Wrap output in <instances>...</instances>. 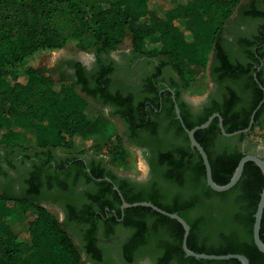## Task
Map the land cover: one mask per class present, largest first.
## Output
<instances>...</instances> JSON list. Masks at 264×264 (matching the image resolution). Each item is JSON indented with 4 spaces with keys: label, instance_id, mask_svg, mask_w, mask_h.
Here are the masks:
<instances>
[{
    "label": "trees",
    "instance_id": "1",
    "mask_svg": "<svg viewBox=\"0 0 264 264\" xmlns=\"http://www.w3.org/2000/svg\"><path fill=\"white\" fill-rule=\"evenodd\" d=\"M156 1L0 0V187L6 190L0 189V264H86L65 225L88 226L82 236L86 241L93 239L104 215L113 222L116 214L122 217L123 200L130 204L151 202L169 213L179 214L191 226L188 247L197 253L241 254L251 264H264V253L254 241L255 214L264 189V175L256 163L246 164L240 181L231 190L217 192L208 185L203 158L191 147L189 136L177 118L171 92L164 93L171 103L165 115V109L157 103L146 108L143 104L135 105L132 96L110 91L113 85L110 76L117 69L113 61H99L92 77L77 65V78L66 76L68 80L63 82H56L46 69L30 64L43 52L69 45L83 52H96L98 56L113 53L130 38L132 51L138 57L158 62V71L169 66L176 74L170 88L175 90L189 129L203 125L216 113L223 117L227 133L248 128L253 112L264 98L254 76L256 73L264 87V0L261 4L251 2L242 12L243 19L261 21L255 39L241 41V52L250 58L248 64L233 62L221 44L225 42L226 25L245 0L174 2L163 13L160 23L141 26ZM214 52L221 86L215 103L194 117L189 114L180 91L182 88L188 91L207 70ZM256 66L261 70L257 71ZM226 81L227 89L223 86ZM155 83L161 84V79L152 83L154 91L158 89ZM95 103L103 108L114 107L111 116L131 126L129 142L150 147L152 177L148 182L119 179L113 170L105 167L96 170L81 159L105 145L110 128L109 119L93 108ZM263 108L264 104L253 130ZM143 133L145 136H140ZM195 136L209 156L215 182L229 183L245 156L232 147L234 138L222 135L218 118ZM247 136L251 135L238 137L242 141ZM38 149L41 152L33 156L41 157L45 151L49 156L53 150L61 149L70 155L63 164L54 159V168L49 167L54 170L51 182L41 177L46 163L41 161V165L34 160L38 171L26 179L29 193L36 194L49 185L66 197L82 178L103 189L79 212L69 209L71 201L66 197L69 217L65 224L47 207L34 202L31 195L8 190L15 182L10 172L19 173L18 158L26 154L24 157L30 159L32 153H28ZM109 160L115 169L125 165L126 143L118 141L109 153ZM72 178L76 179L71 182ZM108 179L118 185L119 191L114 190V183ZM32 210L27 219L30 240L22 232L14 231L10 223L22 220ZM120 224L134 232L129 242L132 249L149 252L159 259V264H242L237 259L187 257L183 250V225L149 207L125 209ZM261 238L264 241V216ZM100 259L96 252V261Z\"/></svg>",
    "mask_w": 264,
    "mask_h": 264
},
{
    "label": "flooded vegetation",
    "instance_id": "2",
    "mask_svg": "<svg viewBox=\"0 0 264 264\" xmlns=\"http://www.w3.org/2000/svg\"><path fill=\"white\" fill-rule=\"evenodd\" d=\"M251 2L261 4L262 0H250L246 5H243L242 8L240 6V10L238 9L237 11L240 13H237L236 18L233 19L232 17L223 32V39L225 40V42L222 41L221 44L224 45L226 52H228L227 54L230 56L233 62H243L244 64H248L250 62V58L247 57L245 53L241 52V46H243L242 42L246 40H254L261 26V21L259 20H255L256 22H253L252 19H243L242 17L243 10L248 7ZM113 53L104 52L98 56L97 53L94 52L93 56L90 58H82L76 54L64 55L59 59L57 63L58 70L66 76H74L75 78H77L76 74L79 69L77 65H81L86 69V72L89 74L88 77H90L91 74H93L98 68L99 61L103 63H110L111 61H113L117 65V69L110 76L113 81V85L110 91L113 94L119 93L123 96H132L135 105L143 104V106H146V108H149L151 105L152 107H154L155 103H157L161 106V109H165L164 113L166 115V110L170 109L171 103L169 102L168 95H164V93L166 91H169L172 94V99L175 103V109L176 104H178L180 107V103L177 100L175 90L170 88L171 83L176 80V74L169 66H165L161 71H158V62H154L155 60L151 62L144 57H138L132 50L120 52L116 56H114ZM256 68H258L257 71L261 70V67L256 66ZM217 69L218 61L214 52L207 67L209 82L211 83L210 89L201 97H198V99H193L188 94L189 90L186 91L184 88L181 89V99L186 103L190 115L196 117L200 113H202L206 106L215 103V98H217L216 93L221 86L218 83L219 77L217 75ZM156 71L160 72V74H158ZM156 74H158L157 77H155ZM254 76H256V73ZM157 79H161V84L158 85L155 83L158 89L154 91L152 83L154 81H157ZM223 86L225 89H227L228 82H224ZM262 101H264V98ZM95 104L103 107L102 104ZM263 104L264 102L262 103V105ZM262 105L260 106L259 110L261 109ZM104 108L109 109L110 113L115 111L114 107L112 106H107ZM256 116L254 124L256 123ZM117 118L125 127V136L129 145H131L133 149L141 153L143 161L150 167V172L148 174L145 173L142 176H135L133 174L117 170L111 165L110 160L107 157L94 152H88L87 154L83 155L81 159L84 160L87 165L93 166L96 170H99L103 167L113 170L119 177V179H128L131 182L146 183L152 177V151L150 147H147V145L146 148L143 146H139V144L129 142L128 135H132L131 126L127 122L122 121L119 117ZM165 123H169L168 118H166ZM256 131L261 134L264 133V108L257 118L256 128L253 130L252 127L251 131L244 135L253 134ZM140 136H145V133ZM236 137H231L234 138V140L232 141V147H234L235 150L240 151L245 155L255 154L264 158L263 145L251 141L249 139V136H247L242 141H240L238 136ZM37 152H41V150L38 149L29 152L28 155L32 153L31 155H29L30 159H26L24 157V155L26 154L18 158V164H20L19 173L15 171L10 172L12 177L15 178V182L10 186L8 190H11L14 193L29 194L32 196L31 199L34 200V202L39 203L42 206L47 207L48 209H61L66 220L69 217V214L66 212V197H68L71 201L69 203L71 204V207L69 206V209L79 212L84 208V204L86 202L92 201V197L103 193V189L98 188L93 183L88 182L86 178L80 179L79 182L76 183L71 194L66 197L60 194L59 191H57L56 187H50L49 185L41 188V190H39L36 194L29 193L26 179H29L30 176L37 174L38 171V165L33 164L34 160L36 162H39L38 164L41 165H43L41 161L46 163L44 164V166L46 167L45 171L42 172L41 177L44 181L48 182L50 180L51 182L54 181V170L50 171L49 167L51 166L54 168L55 162L63 164L70 155L69 153H62L59 150H53L51 152V155L49 156L45 154L48 151H45L44 154H41V157L33 156ZM50 156L52 160H49ZM88 171L91 172L90 168H88ZM73 179L76 178H72L70 181L72 182ZM108 180L111 183H114L110 179ZM114 185L115 186L113 188L115 191H117L115 187H117L118 189L119 187L116 183H114ZM0 189L5 190L4 187H0ZM40 193H42V195ZM95 209L98 210L96 206ZM123 219V211L122 217H119L118 214H116V219L114 222L110 218V216L104 215L103 219L99 222L100 224L98 225V229H96L93 233L94 235H92L94 236V238L90 240L87 239V241L83 238V242L82 244H79V248L82 252L83 258L85 257L84 260H87V264H159V259L152 257L149 252L139 253L135 252V250L132 249L133 245L129 242H131L134 232L130 229L124 228L122 224H120ZM107 222L110 225H108ZM74 225L77 226L76 224ZM77 227L81 232H84L83 229H89L88 226ZM126 246H128L127 249L125 248ZM95 251L101 256V259L99 261H96Z\"/></svg>",
    "mask_w": 264,
    "mask_h": 264
},
{
    "label": "rangeland",
    "instance_id": "3",
    "mask_svg": "<svg viewBox=\"0 0 264 264\" xmlns=\"http://www.w3.org/2000/svg\"><path fill=\"white\" fill-rule=\"evenodd\" d=\"M250 0H245L241 4V8L243 5H246ZM176 2H182V3H196L197 0H158L151 4V13H149L146 17H144L141 21V26L144 24H149L151 22L160 23L163 20V13L170 7L171 3ZM240 10V9H239ZM236 12L233 16V19L237 17ZM132 50V44L131 39L127 38L124 42V44L119 48L118 51L114 52L113 55L116 56L120 52L124 51H131ZM88 55L83 54L81 50L76 48L73 45H69L65 48H62L60 50L56 51H49V52H43L36 56L30 64L38 69H46L47 75L50 76L53 80L56 82H63V80H68L66 75L63 74L61 71L58 70L57 63L60 58H62L64 55H79L82 58H90L93 56L94 52H86ZM212 58V56H211ZM211 87V83L209 82V75L208 71L206 70L199 78H197L191 85L188 94L193 99H198V97H201L204 93H206ZM99 113H101L103 116L107 117L110 121V128L107 132V136L104 139L103 144L98 151H90L89 153H97L99 155H104L109 159V153L113 150L116 143L118 141H122V143H126V147L128 150V162L118 167L117 170L127 172L133 175H139L142 176L146 173L145 170V163L143 161V157L139 151H136L132 148L131 145H129L127 138L125 136V127L122 125V123L119 121L117 117L111 116V113L109 109L103 108L99 105L95 104V107ZM249 139L251 141H254L255 143H259L264 146V133L261 134L259 132H254L253 134H249ZM128 143V144H127ZM62 153H68L67 150L61 149L59 150ZM52 211L57 217L60 219L62 223H66V218L62 212L61 209H49ZM33 210L29 211L28 214L20 221L16 223H10L11 227L16 232H22L23 235H25L30 240L32 239V236L29 234L28 227H27V219L32 215ZM65 225L67 230L70 232V234L75 239V242L78 244H82L83 242V236L80 231V229L77 226L74 225ZM85 258V257H84ZM83 258V260H84ZM87 264V260H84ZM89 264V263H88Z\"/></svg>",
    "mask_w": 264,
    "mask_h": 264
},
{
    "label": "water",
    "instance_id": "4",
    "mask_svg": "<svg viewBox=\"0 0 264 264\" xmlns=\"http://www.w3.org/2000/svg\"><path fill=\"white\" fill-rule=\"evenodd\" d=\"M83 54L88 55L86 52H83ZM255 78H256V81L260 84V81L258 80L257 74H256ZM261 87H262V89H264V87L262 85H261ZM174 100H175V97H174ZM263 102L264 101L261 102L259 107L253 113L249 127L244 129V130L236 131L234 133H227L226 132L225 127H224V119L219 113L212 115L208 119V121L206 123H204L203 125L195 127L193 129H189L185 125V122L183 120V117L181 114V109H180L179 105L176 104L177 118L180 120V122L182 123V126L184 127L185 131L187 132V134L189 136L191 147L193 149L198 150L200 155L202 156L205 167H206V172H207V182H208V185L213 190H215L217 192H226V191L231 190L233 187H235L237 185V183L240 181V179L243 175L245 166L248 162L256 163L260 167V169L262 170V173L264 175V158H262L259 155H255V154L245 155L240 160L239 165H238L232 179L230 180V182L225 184V185H219L218 183L215 182V180L213 178V170H212V166H211V163L209 160V156H208L207 152L205 151L204 147L196 139V136H195L196 132L199 130L208 128L211 125V123L216 118H218L219 119V126L221 128V132H222L223 136L231 138V137L239 136L241 134H247L251 131L253 124L255 122L256 113L259 110V108ZM145 167H146L145 168L146 173L148 174L150 172V167L146 163H145ZM115 189L117 191H119V189L117 187H115ZM138 206H144V207L152 208L154 211H157L158 213H161L165 216H168L172 219H175L183 225V227L185 229L184 240H183V250L185 251L187 257H195L198 260L204 259V260H214V261H226V260L237 259V260L241 261L242 264H251L249 258L246 257L245 255H241V254L210 255V254H205V253H197V252L191 250L188 247V238H189V235L191 232L190 224L183 217H181L179 214L169 213V212L159 208L158 206H156L155 204H153L151 202H140V203L130 204V203H127L125 200H123V205H122L121 209L124 212L125 209H127V208L138 207ZM263 216H264V189H263V192L261 194V199H260V202L258 205L257 212L255 214V224H254V241H255L256 246L258 247V249L262 253H264V241L261 238V227H262Z\"/></svg>",
    "mask_w": 264,
    "mask_h": 264
}]
</instances>
